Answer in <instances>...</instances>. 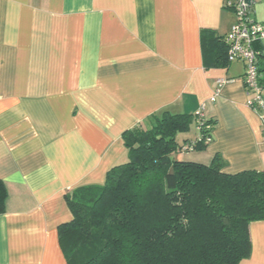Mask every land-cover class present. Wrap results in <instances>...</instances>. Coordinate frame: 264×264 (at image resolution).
Returning <instances> with one entry per match:
<instances>
[{"label": "crops", "instance_id": "1", "mask_svg": "<svg viewBox=\"0 0 264 264\" xmlns=\"http://www.w3.org/2000/svg\"><path fill=\"white\" fill-rule=\"evenodd\" d=\"M253 2L250 16L264 24V0ZM234 19L224 0H0V264H67L57 236L71 220L66 193L101 184L127 161L122 134L163 112L203 106L215 122L207 147L178 160L209 166L220 156L225 174L264 173L244 65L211 67L201 46L203 31L223 45ZM197 136L192 124L176 141ZM249 237L240 264H264V222L250 223Z\"/></svg>", "mask_w": 264, "mask_h": 264}, {"label": "trees", "instance_id": "2", "mask_svg": "<svg viewBox=\"0 0 264 264\" xmlns=\"http://www.w3.org/2000/svg\"><path fill=\"white\" fill-rule=\"evenodd\" d=\"M209 66H226L227 46L201 33ZM259 58H264L261 46ZM204 60V61H205ZM149 128L122 134L127 161L112 166L101 184L65 195L71 220L57 228L67 264H240L250 257L249 225L264 222V173L222 172L215 156L209 166L178 160L181 152L203 151L214 120L204 119L195 140L176 137L196 125L195 115L153 117ZM210 139L206 141V139ZM6 189L0 180V215Z\"/></svg>", "mask_w": 264, "mask_h": 264}, {"label": "built area", "instance_id": "3", "mask_svg": "<svg viewBox=\"0 0 264 264\" xmlns=\"http://www.w3.org/2000/svg\"><path fill=\"white\" fill-rule=\"evenodd\" d=\"M253 3V0H224V7L231 9L235 16L234 23L224 41L227 46V62H241L244 65L243 84L247 98L246 106L258 117L264 141V98L257 71L259 52L256 49V45L264 41V24L251 18ZM223 83L224 80H217V90L210 101L216 100L218 89ZM203 110L204 107L202 106L195 114L197 130H199L205 119ZM209 140L206 139V141Z\"/></svg>", "mask_w": 264, "mask_h": 264}, {"label": "rangeland", "instance_id": "4", "mask_svg": "<svg viewBox=\"0 0 264 264\" xmlns=\"http://www.w3.org/2000/svg\"><path fill=\"white\" fill-rule=\"evenodd\" d=\"M177 140L180 141V134L177 135Z\"/></svg>", "mask_w": 264, "mask_h": 264}]
</instances>
